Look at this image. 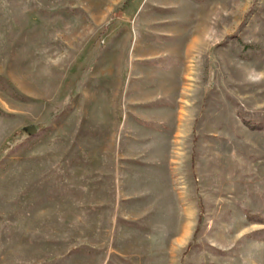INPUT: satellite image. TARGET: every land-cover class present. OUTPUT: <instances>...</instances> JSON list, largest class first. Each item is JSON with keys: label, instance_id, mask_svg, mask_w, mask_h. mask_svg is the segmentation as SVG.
Returning a JSON list of instances; mask_svg holds the SVG:
<instances>
[{"label": "rangeland", "instance_id": "obj_1", "mask_svg": "<svg viewBox=\"0 0 264 264\" xmlns=\"http://www.w3.org/2000/svg\"><path fill=\"white\" fill-rule=\"evenodd\" d=\"M0 264H264V0H0Z\"/></svg>", "mask_w": 264, "mask_h": 264}, {"label": "water", "instance_id": "obj_2", "mask_svg": "<svg viewBox=\"0 0 264 264\" xmlns=\"http://www.w3.org/2000/svg\"><path fill=\"white\" fill-rule=\"evenodd\" d=\"M26 131H27V133L29 134V135H34L35 133H36V128H34V127H29V128H27L26 129Z\"/></svg>", "mask_w": 264, "mask_h": 264}, {"label": "trees", "instance_id": "obj_3", "mask_svg": "<svg viewBox=\"0 0 264 264\" xmlns=\"http://www.w3.org/2000/svg\"><path fill=\"white\" fill-rule=\"evenodd\" d=\"M130 1H132V0H130Z\"/></svg>", "mask_w": 264, "mask_h": 264}]
</instances>
